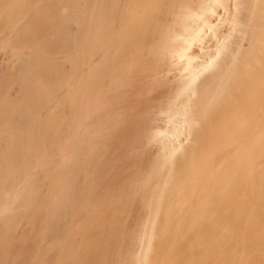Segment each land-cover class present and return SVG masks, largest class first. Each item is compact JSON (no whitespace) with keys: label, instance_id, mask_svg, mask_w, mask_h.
I'll return each mask as SVG.
<instances>
[{"label":"bare ground","instance_id":"bare-ground-1","mask_svg":"<svg viewBox=\"0 0 264 264\" xmlns=\"http://www.w3.org/2000/svg\"><path fill=\"white\" fill-rule=\"evenodd\" d=\"M18 1L0 264H264V0Z\"/></svg>","mask_w":264,"mask_h":264},{"label":"rangeland","instance_id":"rangeland-1","mask_svg":"<svg viewBox=\"0 0 264 264\" xmlns=\"http://www.w3.org/2000/svg\"><path fill=\"white\" fill-rule=\"evenodd\" d=\"M0 1H1V0H0ZM3 1H4V0H3ZM3 1L0 2V30H1V31H2V30L5 31V29H4L5 27L3 28L4 25L7 26V24H5V23H6V19H4L5 16H6V14H9L10 12H11V14H12V9H13V8H16V9H17V7L19 6V5H17V4H18V3H19V4L21 3V2H19V1H21V0H19L18 3L16 4L17 6L15 7V5H11V4H12V3L10 2L11 0H10V1L8 0L11 4H10L9 2H7V0H5L4 2H3ZM12 1H14V0H12ZM15 1H17V0H15ZM55 1H56V0H55ZM57 2H58V1H57ZM2 3H4V5H3ZM6 3H7L8 5H7ZM59 3H60V2H59ZM5 4H6L7 6H5ZM9 4H10V5H9ZM57 4H58V3H57ZM57 4H56V5H57ZM61 4L64 6V4H63L62 2H61ZM61 4H59V6H60ZM4 6H5V8H4ZM34 6H35V5H34ZM37 6H38V5H37ZM63 6H62V7H63ZM32 7H33V6H31L30 8L32 9ZM35 7H36V6H35ZM39 7H40V6H39ZM60 7H61V6H60ZM10 8H12V9L10 10ZM37 8H38V7H37ZM37 8H35V9H37ZM33 9H34V7H33ZM33 9H32V10H33ZM35 9H34V10H35ZM9 10H10V11H9ZM14 10H15V9H14ZM32 10L30 11V9L28 8V10H26V11H30L29 13H30V15H31L32 12L34 11V10H33V11H32ZM36 11H37V10H36ZM36 11H35V12H36ZM33 13H34V12H33ZM37 13H38V11H37ZM25 14L28 16V13H27V12H26ZM25 14H24V15H25ZM32 15H33V14H32ZM22 16H23V14H22ZM22 16H21V18H23L24 21H23V22L21 21V23H22L23 26H25V28H26V26L29 25V23L27 22V24H26L25 21H29L30 18L27 19V20H25L24 18H25L26 16H25V17H22ZM34 16H36V17H35V19H36V18H38L40 15L37 17V15H36V13H35ZM34 16H33V17H34ZM29 17H31V16H29ZM21 18H20V19H21ZM26 18H28V17H26ZM19 23H20V21H19ZM24 23H25L26 25H25ZM22 24H20V25L22 26ZM18 25H19V24H18ZM6 30H7V28H6ZM22 30H23V28H22ZM4 31H3V33H5ZM7 32H8V31H7ZM7 32L5 33V35H7L6 40L9 39L8 36L10 37V39L15 40L13 36H12V37H13V38H12V37L9 35V34H11V31H10V33H7ZM13 32H14V31H12V33H13ZM1 33H2V32H0V35H2V37H1V43H0V44H2L3 41H4L3 44H4V46H5V47L2 48V46L0 45V48H2V49H0V50H1V51H0V53H1V54H0V58L2 59V58L7 57L6 54H8V55L11 54V53L14 51V48L12 47V48H13V51L11 50L12 52H10V50H9V53L6 52V51L9 49L7 46L10 44V41H11V40L9 39L10 41H9V44L7 45L8 42H7L5 39H4V40L2 39V38H4L3 36H5V35H3V34H1ZM12 35H15V34H12ZM16 40H17V39H16ZM16 40H15V42H17ZM5 41H6V42H5ZM5 43H6L7 46L5 45ZM11 43H12V41H11ZM12 44H13V43H12ZM14 45H16V44H14ZM11 46H12V45L10 44V48H11ZM7 48H8V49H7ZM4 49H5V50H4ZM3 51H5V53H4L5 56H4V57H3V55H4V54H3ZM15 51H17V50L15 49ZM9 56H11V55H9ZM8 58H9V57H8ZM10 86H11V85H10ZM12 86H13V85H12ZM12 86H11V87H12ZM13 87H14V86H13ZM13 87H12V89H13ZM7 89H9L8 91H10V87L7 88ZM11 91H12V90H11Z\"/></svg>","mask_w":264,"mask_h":264}]
</instances>
